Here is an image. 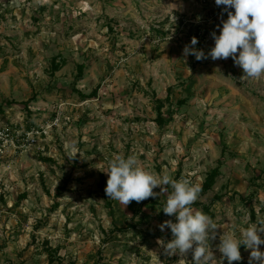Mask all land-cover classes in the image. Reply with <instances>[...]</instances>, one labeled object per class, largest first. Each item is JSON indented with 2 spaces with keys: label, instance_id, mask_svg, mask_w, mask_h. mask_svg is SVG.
<instances>
[{
  "label": "rangeland",
  "instance_id": "1",
  "mask_svg": "<svg viewBox=\"0 0 264 264\" xmlns=\"http://www.w3.org/2000/svg\"><path fill=\"white\" fill-rule=\"evenodd\" d=\"M226 19L215 0H0V120L50 125L13 167L0 264H192L157 243L170 184L133 207L106 196L116 155L200 186L218 264L225 231L264 219V76L183 55L193 36L207 54Z\"/></svg>",
  "mask_w": 264,
  "mask_h": 264
},
{
  "label": "clouds",
  "instance_id": "2",
  "mask_svg": "<svg viewBox=\"0 0 264 264\" xmlns=\"http://www.w3.org/2000/svg\"><path fill=\"white\" fill-rule=\"evenodd\" d=\"M217 6H224L227 19L219 25V35L212 32L214 47L205 54L196 49L197 37L191 38L190 44L183 49L185 57L195 56L197 61L232 58L234 64L242 68V81L259 79L264 76V0H215ZM230 9H234V12ZM238 53V55H237ZM108 179L105 194L109 199L119 201L124 206L132 201L140 203L149 198H156L166 191L163 186L171 185L172 192L162 209L167 216H174L175 221L166 220L159 225L160 230L170 229L172 239L168 242L157 240L167 256H192V264H218L212 251L210 240L216 238L217 224L202 210H195L192 205L197 201L201 188L187 178L179 181L168 175L158 177L139 166L137 158L116 155L108 163L105 171ZM160 187L161 192L154 191ZM240 236L237 237L236 232ZM264 219L251 223L247 227L234 228L220 236L218 251L228 264L242 260L240 247L250 250L249 264H264ZM180 259V260H181Z\"/></svg>",
  "mask_w": 264,
  "mask_h": 264
},
{
  "label": "built area",
  "instance_id": "3",
  "mask_svg": "<svg viewBox=\"0 0 264 264\" xmlns=\"http://www.w3.org/2000/svg\"><path fill=\"white\" fill-rule=\"evenodd\" d=\"M27 122L20 115L12 120H0V218L12 206L7 194L18 157L33 149L50 132V125Z\"/></svg>",
  "mask_w": 264,
  "mask_h": 264
},
{
  "label": "trees",
  "instance_id": "4",
  "mask_svg": "<svg viewBox=\"0 0 264 264\" xmlns=\"http://www.w3.org/2000/svg\"><path fill=\"white\" fill-rule=\"evenodd\" d=\"M84 65H80L79 66V69H80V71L82 72L83 71V67ZM92 94H95V91H93V93ZM91 94V95H92ZM219 174V167H216V168H214L210 173H209V175H208V177H207V179H206V181H205V183H204V189H209V188H211V186H212V184H213V182H214V180H215V178L217 177V175ZM136 204V202L135 201H132L131 203H130V206L131 207H133L134 205ZM211 214V213H210ZM212 215V214H211Z\"/></svg>",
  "mask_w": 264,
  "mask_h": 264
}]
</instances>
